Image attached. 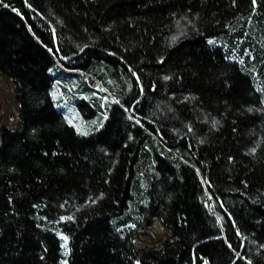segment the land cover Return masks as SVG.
Listing matches in <instances>:
<instances>
[{"label":"trees","instance_id":"1","mask_svg":"<svg viewBox=\"0 0 264 264\" xmlns=\"http://www.w3.org/2000/svg\"><path fill=\"white\" fill-rule=\"evenodd\" d=\"M0 75V264H264V0H0Z\"/></svg>","mask_w":264,"mask_h":264},{"label":"rangeland","instance_id":"2","mask_svg":"<svg viewBox=\"0 0 264 264\" xmlns=\"http://www.w3.org/2000/svg\"><path fill=\"white\" fill-rule=\"evenodd\" d=\"M14 89L11 81L0 75V127L18 128L16 119L17 107L14 97ZM56 107L63 113L66 120L80 134L89 132L90 127L98 124L96 115L85 117L82 115L76 104H60L56 102ZM92 132V130L90 131ZM137 247L154 246L162 243L166 239V232L157 221H153L151 227L135 234Z\"/></svg>","mask_w":264,"mask_h":264}]
</instances>
